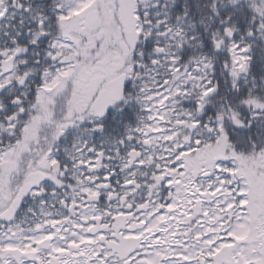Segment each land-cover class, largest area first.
<instances>
[{"label":"snow or ice","instance_id":"snow-or-ice-1","mask_svg":"<svg viewBox=\"0 0 264 264\" xmlns=\"http://www.w3.org/2000/svg\"><path fill=\"white\" fill-rule=\"evenodd\" d=\"M0 264H264V0H0Z\"/></svg>","mask_w":264,"mask_h":264}]
</instances>
